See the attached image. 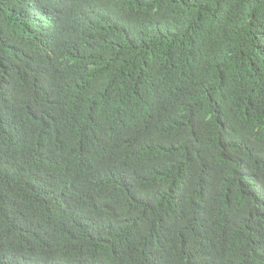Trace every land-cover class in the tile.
<instances>
[{"label":"trees","instance_id":"1","mask_svg":"<svg viewBox=\"0 0 264 264\" xmlns=\"http://www.w3.org/2000/svg\"><path fill=\"white\" fill-rule=\"evenodd\" d=\"M0 264H264V0H0Z\"/></svg>","mask_w":264,"mask_h":264},{"label":"clouds","instance_id":"2","mask_svg":"<svg viewBox=\"0 0 264 264\" xmlns=\"http://www.w3.org/2000/svg\"><path fill=\"white\" fill-rule=\"evenodd\" d=\"M31 2H33L34 0H30ZM57 4V2H55L54 3V5H56ZM66 6H67V4L66 3H64V5H63V8L65 9L66 8Z\"/></svg>","mask_w":264,"mask_h":264}]
</instances>
